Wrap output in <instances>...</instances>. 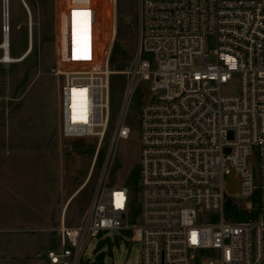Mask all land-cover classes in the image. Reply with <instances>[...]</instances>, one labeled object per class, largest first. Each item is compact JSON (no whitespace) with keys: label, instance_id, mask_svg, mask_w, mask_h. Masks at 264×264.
Returning a JSON list of instances; mask_svg holds the SVG:
<instances>
[{"label":"built area","instance_id":"obj_1","mask_svg":"<svg viewBox=\"0 0 264 264\" xmlns=\"http://www.w3.org/2000/svg\"><path fill=\"white\" fill-rule=\"evenodd\" d=\"M105 5L64 0L50 70L61 79L62 135L96 137L95 156L113 117L110 77L117 73L110 63L117 26H106ZM73 10L89 15L74 18ZM101 26L110 35L107 48ZM122 74L112 141L130 138L123 117L140 92L138 212L130 187L110 184L107 160L80 221L55 229L49 261L81 264L92 237L119 230L141 243V264H264V0H138L136 50ZM235 74L239 92L224 93ZM230 175L238 181L234 194ZM255 190L256 217L229 220L228 197L251 209Z\"/></svg>","mask_w":264,"mask_h":264},{"label":"rangeland","instance_id":"obj_2","mask_svg":"<svg viewBox=\"0 0 264 264\" xmlns=\"http://www.w3.org/2000/svg\"><path fill=\"white\" fill-rule=\"evenodd\" d=\"M21 1L9 0V28L4 31L3 0H0V43L7 32L10 54L16 58L27 51L30 43L33 44L32 51L23 60L0 62V233H17L18 237L24 234L33 245L31 255H28L42 256L45 253L46 256L47 249L58 244L51 233L57 236L54 228L59 222L60 207L55 220L49 224L54 229L51 228V233L41 232L43 223L47 221L45 213L51 212L46 209H52L55 202L58 205L59 200L72 194L88 179L73 197L65 219L68 225L77 224L90 204L99 179L106 174L107 160L109 164L112 161L110 167L108 165V180L114 185L125 182L138 160L140 92L134 91L123 117V123L132 131L130 138L120 139L117 143L112 141L126 88V77L122 71L136 50L138 0H116V4L106 0V26L110 28L113 22L117 26L110 63L112 67L116 60L118 67H112L117 73L110 77L109 98L113 117L97 156L95 152L99 143L96 137L68 140L61 131V79L53 76L50 70L56 58L57 10L64 0H25L32 19ZM97 3L101 6L100 1ZM102 26L99 36L103 33L107 48L110 35ZM72 36H76L75 26ZM2 54L0 48V58ZM147 57L151 59L150 54ZM239 90L238 74L222 85L226 94H235ZM100 129L95 127L96 131ZM252 168L257 182V159ZM30 202L34 205L31 206ZM50 219H54L53 214ZM9 226L28 228L29 232L6 230ZM98 254H103V264H141L142 261L141 243L119 230L92 237L81 264H94ZM18 264L32 262L22 259Z\"/></svg>","mask_w":264,"mask_h":264},{"label":"crops","instance_id":"obj_3","mask_svg":"<svg viewBox=\"0 0 264 264\" xmlns=\"http://www.w3.org/2000/svg\"><path fill=\"white\" fill-rule=\"evenodd\" d=\"M11 63V62H10ZM86 182H88V179H86ZM86 182L77 187L75 190H73L72 194H70L69 196H67L66 198H62V200L58 201V205L56 204V202L52 205V209L48 208L46 210L51 211V212H46L45 213V217L47 216V221H45L43 223V227L41 228L42 233H45L48 231V233H51L50 230L51 228L53 229V227H50L49 224L51 221L55 220V215L56 212H58L60 207V211H59V216L58 217V224L56 226V228L60 225V223H62L63 221H65V219H67V211L69 208V204L71 203L73 197L82 189V187L86 184ZM31 206L34 205L33 202L29 203ZM27 205V206H30ZM58 208V210H57ZM44 212V211H43ZM54 215V219H50L51 215ZM44 215V214H43ZM44 218V217H43ZM54 228V229H56ZM53 229V230H54ZM6 230H14V231H21L23 233H28L29 230L28 228H22V229H18V227L15 226H9L6 228ZM52 230V232H53ZM52 234V238L54 240H56L58 242V238L54 233ZM22 244H19V243ZM58 244H56L57 246ZM55 244L52 245L50 248L47 249V252L56 247ZM1 249H4V251H6V253H3ZM33 249V245L30 243L29 238L22 234L19 237L16 234L11 235L10 233H0V264H18L19 262L22 261V259H25L27 261L32 262V264H53L49 261L48 257H47V253L45 256V253L42 256H29L31 254V251ZM21 253V254H20ZM29 254V255H28ZM2 255H5L2 257ZM21 255H24V258L21 257Z\"/></svg>","mask_w":264,"mask_h":264},{"label":"trees","instance_id":"obj_4","mask_svg":"<svg viewBox=\"0 0 264 264\" xmlns=\"http://www.w3.org/2000/svg\"><path fill=\"white\" fill-rule=\"evenodd\" d=\"M114 59V58H113ZM116 60L112 62V67L116 65ZM117 65L114 67L117 69ZM138 167L137 164L133 166L127 178L125 179V184L130 187V195H131V205L134 213L138 212ZM259 198L260 194L258 190H255L253 193L251 200L253 202V206L251 209H248L244 206L242 201H235L232 197H228L227 206H226V217L229 220L244 222L249 221L256 217L259 209ZM128 235L131 233L128 231ZM103 254H98L96 258V262L94 264H103Z\"/></svg>","mask_w":264,"mask_h":264},{"label":"bare ground","instance_id":"obj_5","mask_svg":"<svg viewBox=\"0 0 264 264\" xmlns=\"http://www.w3.org/2000/svg\"><path fill=\"white\" fill-rule=\"evenodd\" d=\"M21 2H23L25 9L28 11V14L30 16V19H32L31 17V11L28 7V5L26 4L25 0H22ZM8 10H9V0H3V16H4V23H5V29L7 30V25L8 24ZM29 18V17H28ZM29 20V19H28ZM33 21V20H32ZM32 21L30 22V24H32ZM32 26V25H31ZM9 28V27H8ZM31 28V27H30ZM30 33V32H29ZM30 37V36H28ZM30 39V38H29ZM30 42V41H29ZM33 45V44H32ZM32 45L31 43L29 44L27 51L21 56V57H13L10 54V39H9V34L7 32L4 33L3 35V39L2 42L0 43V48L3 51V54L1 56V60L2 61H6V63H10V62H17L20 60H23L30 51H32ZM5 52V53H4Z\"/></svg>","mask_w":264,"mask_h":264},{"label":"water","instance_id":"obj_6","mask_svg":"<svg viewBox=\"0 0 264 264\" xmlns=\"http://www.w3.org/2000/svg\"><path fill=\"white\" fill-rule=\"evenodd\" d=\"M7 30H8V25H7ZM0 62L6 63V61H2L1 59H0ZM237 185H238V181H236L233 178V175H230L229 179H228V183H227V190H228L229 194H234L236 192ZM84 264H87V262H84Z\"/></svg>","mask_w":264,"mask_h":264},{"label":"snow or ice","instance_id":"obj_7","mask_svg":"<svg viewBox=\"0 0 264 264\" xmlns=\"http://www.w3.org/2000/svg\"><path fill=\"white\" fill-rule=\"evenodd\" d=\"M73 17L75 18V16H77L78 14L79 15H85V16H87V15H89V13L87 12V11H84V12H78L77 10H73ZM76 90H73V92H75ZM81 91V93H83V92H86L87 90L86 89H83V90H80ZM74 119H75V117H74ZM117 195H122V194H117ZM196 241H195V233L193 234V243H195Z\"/></svg>","mask_w":264,"mask_h":264}]
</instances>
